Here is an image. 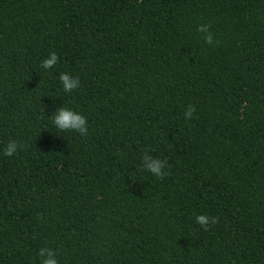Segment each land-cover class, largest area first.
<instances>
[{
	"label": "trees",
	"instance_id": "obj_1",
	"mask_svg": "<svg viewBox=\"0 0 264 264\" xmlns=\"http://www.w3.org/2000/svg\"><path fill=\"white\" fill-rule=\"evenodd\" d=\"M62 106L87 137L54 126ZM41 247L59 264H264V0H0V264H41Z\"/></svg>",
	"mask_w": 264,
	"mask_h": 264
},
{
	"label": "clouds",
	"instance_id": "obj_2",
	"mask_svg": "<svg viewBox=\"0 0 264 264\" xmlns=\"http://www.w3.org/2000/svg\"><path fill=\"white\" fill-rule=\"evenodd\" d=\"M197 31L202 34V39L205 44L218 45L220 43V41L215 38V34L211 31L210 23L199 24L197 26ZM59 60V54L54 50L50 51L47 54V58L40 61V67L45 71L55 69ZM58 78L62 90L65 93L71 94L81 88L80 77L78 75L70 76L67 72H61ZM195 111V105L189 104L184 111V119L186 121L192 120ZM51 121L60 132L76 133L82 138L87 137L89 134L88 118L70 107L62 106L58 108L51 116ZM23 148L24 145L22 143L12 139L3 146L2 154L5 157H15ZM149 152L150 149H145L142 153V169L160 180L165 179L170 175L167 169H170L171 166L166 159H160L153 155H149ZM218 219L219 218L216 216H209L207 214H196L194 217L195 223L204 231H209L210 226L218 223ZM37 255L41 258V264H59L56 258V252L52 248L41 247Z\"/></svg>",
	"mask_w": 264,
	"mask_h": 264
}]
</instances>
